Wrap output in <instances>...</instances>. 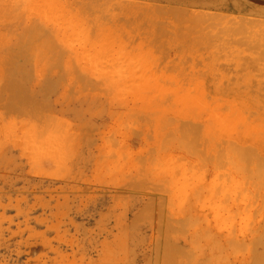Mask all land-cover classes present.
<instances>
[{"label": "rangeland", "instance_id": "374dc122", "mask_svg": "<svg viewBox=\"0 0 264 264\" xmlns=\"http://www.w3.org/2000/svg\"><path fill=\"white\" fill-rule=\"evenodd\" d=\"M246 5L0 0V264H264Z\"/></svg>", "mask_w": 264, "mask_h": 264}, {"label": "crops", "instance_id": "0c3cea01", "mask_svg": "<svg viewBox=\"0 0 264 264\" xmlns=\"http://www.w3.org/2000/svg\"><path fill=\"white\" fill-rule=\"evenodd\" d=\"M246 6L254 9H264V0H242Z\"/></svg>", "mask_w": 264, "mask_h": 264}, {"label": "bare ground", "instance_id": "6f19581e", "mask_svg": "<svg viewBox=\"0 0 264 264\" xmlns=\"http://www.w3.org/2000/svg\"><path fill=\"white\" fill-rule=\"evenodd\" d=\"M258 254H259V253H258ZM258 257H259V256H258ZM258 257H257V259H258ZM262 257H263V256H262V253H261V257H260V258H261V261H260V258H259V259H258V262H263V261H262V259H263Z\"/></svg>", "mask_w": 264, "mask_h": 264}]
</instances>
